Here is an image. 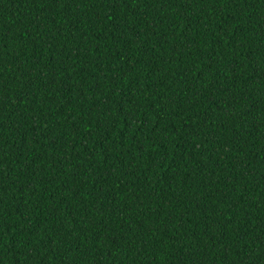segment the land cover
<instances>
[{
  "label": "trees",
  "instance_id": "1",
  "mask_svg": "<svg viewBox=\"0 0 264 264\" xmlns=\"http://www.w3.org/2000/svg\"><path fill=\"white\" fill-rule=\"evenodd\" d=\"M0 264H264V0H0Z\"/></svg>",
  "mask_w": 264,
  "mask_h": 264
}]
</instances>
